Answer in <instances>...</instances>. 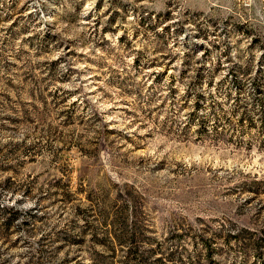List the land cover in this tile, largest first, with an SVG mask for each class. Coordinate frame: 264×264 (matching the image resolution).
Returning <instances> with one entry per match:
<instances>
[{
	"label": "rangeland",
	"instance_id": "1",
	"mask_svg": "<svg viewBox=\"0 0 264 264\" xmlns=\"http://www.w3.org/2000/svg\"><path fill=\"white\" fill-rule=\"evenodd\" d=\"M2 206L0 264H264V0H0Z\"/></svg>",
	"mask_w": 264,
	"mask_h": 264
},
{
	"label": "trees",
	"instance_id": "2",
	"mask_svg": "<svg viewBox=\"0 0 264 264\" xmlns=\"http://www.w3.org/2000/svg\"><path fill=\"white\" fill-rule=\"evenodd\" d=\"M0 212L5 215L7 213L12 214V216H10L9 218H6L2 224V226L4 227V229L9 228L11 223H12V219L14 217V208H10L9 206H2L0 207ZM103 220L100 221L97 217V221L99 220V224H102V226H104L103 228V232L102 235L100 236V234L95 230V226L94 224L88 223L86 221V225L89 227H91V229H93L92 232V239L95 242H99L101 244L107 245L108 243H112L113 241H115L117 239V241H119L120 244H124L127 243L129 240H133L135 238V235L133 233L130 234V232H128V228L127 225L123 222V224L121 226H119L120 230H119V234H117L116 232H114V227H117V220L116 219H112L111 222H108L107 218H102ZM87 220V219H86ZM114 234V235H113ZM207 249V248H206ZM255 249H261L260 251H263L262 249H264V246H255ZM156 260L158 262H162V264H170L169 262H164L163 263V258L162 257H158L156 258ZM172 264H178V263H172ZM188 264H194L193 262H189Z\"/></svg>",
	"mask_w": 264,
	"mask_h": 264
}]
</instances>
